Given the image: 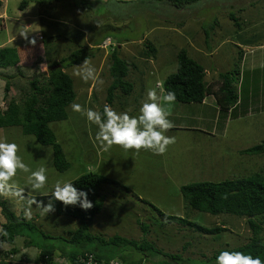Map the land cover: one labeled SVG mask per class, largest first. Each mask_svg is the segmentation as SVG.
<instances>
[{"label": "rangeland", "instance_id": "rangeland-1", "mask_svg": "<svg viewBox=\"0 0 264 264\" xmlns=\"http://www.w3.org/2000/svg\"><path fill=\"white\" fill-rule=\"evenodd\" d=\"M1 1L0 47L10 44L29 50L41 42L38 36L35 37V34L40 32L39 35H42L43 41L46 42L45 46L49 50H56L47 54V57L41 52L36 60L23 59L17 68L0 71L2 75L13 76L9 79L11 88L7 96L17 103L21 102L25 94L31 93L30 80L37 78L41 82L43 77L47 76L51 64L63 59V71L71 78L76 94L73 103L101 112L107 104L118 112L128 111L130 115L136 116L139 115V108L147 91L156 89L159 95L160 85L164 84L169 74L176 71L175 55L182 48L187 49L188 55L204 68L208 74L204 78L205 82L216 84L213 90H217V80H221V75L227 73L229 78L233 79L239 56L238 50L236 52L229 49L228 43L237 40L234 39V34L227 33L229 37L222 36L220 42L224 44L223 49L215 53L213 58L212 55L204 58L199 56L201 49L196 48L195 41L187 43V48L184 46L186 37L194 36L193 28H202L201 31L207 28L204 32L210 35L211 25L217 28L220 22L221 27L224 26L219 17L223 18L231 13L238 17L241 15L238 7L249 9V5L253 4L249 13H253L249 21L251 28L249 23L247 26L242 24L241 19L240 27L237 28L238 35L245 39L251 36L254 39L259 38L260 41L264 39V0H201L188 7L201 9L198 13L200 15H195L197 17L186 9L174 10L156 0H90L87 5H83L80 0L75 1L76 4L66 0ZM22 3L26 5L24 9L20 8ZM176 13L181 15L178 19L173 17L177 16ZM183 15L188 16L192 23L184 25L183 20L186 18ZM179 20L184 26L182 33L170 30L172 26L181 25ZM23 26H28V30L32 31L29 38H35V45L28 44L19 36L18 32ZM200 35L203 42V36ZM95 42H99L104 50L93 46ZM108 44H111L110 47ZM120 45L123 49L117 48ZM208 45H211L210 41ZM115 47L120 57L128 64L130 71L127 80L134 88L129 94L122 96L115 90L109 102L108 90L112 80L108 66L111 61L110 54ZM152 47L156 50L158 59L143 63L140 54L143 51L147 54L150 50L148 48ZM77 49L82 51L79 59L87 57L97 68L104 80L102 86L94 88L91 82L85 83L74 75L76 66L83 62L72 64L73 59H69ZM204 49H208L207 46L204 45ZM252 52L255 54L258 51ZM244 54H249V50L244 51ZM258 56L257 63L264 68V51H259ZM252 66H256L255 61H250L246 70H252ZM5 82L0 79V110H3L9 101L4 99ZM235 87L238 109L233 115L224 111H219L218 115L216 100L209 96L205 97L203 104H164L163 106L171 112L168 119L172 123L191 129L174 125L167 131L165 134L174 136L175 143L169 145L163 155L146 150L138 153L134 150L125 151L115 145L104 151L95 141L97 127L90 124L82 113L74 112L71 108L73 103L65 109L66 120L49 123V128L68 163V169L64 172L55 170L51 146L41 145L33 135H25L20 126L0 128V139L6 138L7 142L16 143L19 146L18 155L31 170L35 171L41 166L47 169V183L39 191L32 190L28 184L27 177L30 173L18 170L13 181L24 188L26 197H36L43 196V193L50 195L57 180L73 181L83 174L93 172L105 176L129 191L113 185H102L104 203L101 211L89 224L90 235L95 239L104 240L113 236L135 241L146 239L164 253L180 255L185 264H201L204 261L200 260L204 259L202 256L205 255L206 259L217 250L245 244L252 235L245 218L231 215L212 216L190 210L185 207L179 191L182 186L194 182L219 183L248 177L264 170V154L241 153L264 143V69L242 73ZM211 106L217 110H212ZM0 200L6 201L18 216L27 207V200L19 201L5 196H0ZM31 210V219L26 218L24 212L23 216L37 228L30 234L35 244L24 248V238L17 237L15 246L18 251L7 259L8 264H35L38 246L54 244L53 240L42 238L41 233L64 237L67 232L77 229L80 225L76 219L55 216L53 213L41 215L35 204L31 206ZM157 210L167 216L188 219L202 227H221L225 228V231L220 230L215 235L194 232L174 222H165ZM158 220L165 224H157ZM4 222L0 214V227ZM141 224L148 226V232L142 231ZM261 226V235L264 236V220ZM58 241L57 245H63ZM186 244L188 246L185 248ZM88 247L95 248V252L106 256L114 252L110 247L100 248L97 240L89 243ZM0 249L8 250L9 247ZM131 254L132 259L141 258L137 252ZM156 259L145 258L142 264H154Z\"/></svg>", "mask_w": 264, "mask_h": 264}, {"label": "trees", "instance_id": "trees-1", "mask_svg": "<svg viewBox=\"0 0 264 264\" xmlns=\"http://www.w3.org/2000/svg\"><path fill=\"white\" fill-rule=\"evenodd\" d=\"M66 1L76 4L75 1L77 0ZM80 1L83 5H87L88 2H90V0ZM156 1L171 5L177 9H182L199 0ZM25 6V3H22L20 8L24 9ZM1 11L2 1L0 0V14ZM244 11L246 10H239L243 15L238 17L235 16L234 13L229 14L228 18L232 21V25L239 28V21H241V19L244 25L245 23H250L249 21L253 17V13L248 14L247 11L246 14ZM235 13L237 14L236 11ZM217 28H221L220 22H218ZM210 29L213 30L216 28L211 26ZM44 36L46 37V35ZM223 36L226 37L225 33ZM206 37L208 41L210 38L208 32H206ZM239 38L242 43L248 41V43L253 41L258 43L260 41L259 38L254 39L253 37L245 39L239 36ZM38 43L37 46H32L29 50L10 44L0 47V71L17 68L23 59L27 61H32L35 58L37 59L41 52H44L45 54H43L47 57V54L49 55V53L56 51L54 48H50L49 50V48L45 46L44 43L46 42L45 40L43 41V36L41 42ZM92 45L104 50L99 42H95ZM110 45L108 47H110ZM116 49L115 47V50L110 54L111 61L108 66V73L112 80L110 91L108 90L109 102L112 100V94L115 90L119 91L122 96L124 94H129L134 88V85L127 80L130 71L128 64L120 57ZM148 50L149 52L147 51V54H145L146 51L140 54V57L144 60L143 63H147V61L151 59H156V50L153 47L148 48ZM80 54H82V51L79 49L72 53L73 57L71 56L72 58H69L73 59L72 64H79L83 61L84 58H78ZM238 56L239 60L236 63L237 70L234 71L233 79H230L227 73L221 75V80H217V90H213L216 84L214 82H205L204 68L194 61L185 49H180L175 55L177 62L176 71L169 74L165 79L163 90L164 92L174 91L176 96L175 100L183 104L200 103L205 97L212 95L220 108V113L224 111L226 113L229 112L231 115L236 114L235 112L238 109V95L235 84L240 74V63L242 58V52L240 50ZM62 60L61 62H53L51 64L47 71V76H44L41 82L37 78L29 81L31 93L28 95L25 94L20 103H17L16 100L8 98L7 96L11 88L9 79H12L13 76L0 74V79L6 81L4 86V99L9 100L5 108L0 110V128L20 126L25 135H33L41 145L51 146L53 151V166L58 172H64L68 169V163L61 147L56 141L54 133L49 128V123L66 120L67 114L65 109L71 105L76 98L72 80L67 73L63 71L64 67L62 66ZM241 153L249 155L264 154V143L243 150ZM71 182H73L77 189L88 193V199L93 203V207L89 210H83L78 205L64 206L59 201L53 200L55 206V211L52 212L53 215L76 219L79 221L80 225L77 229L67 232L64 237H52L48 234L41 233L42 238L53 240L54 244L38 246L39 251H37L34 258L35 264H83L80 260H85L86 255H92L95 261L104 263L117 260L121 264H142V260L145 258L151 259L156 257L157 259L154 264H185L180 255L164 253L146 239L135 241L127 240L120 236H113L105 240L95 239L94 236L88 233V229L94 216H96L103 207L105 196L102 193V185H113L123 189L125 187H122V185L114 180L94 172L83 174ZM125 190L129 191L127 188H125ZM179 191L186 208L212 216L231 215L238 218H245L252 233L251 238H249L245 244L235 246L234 248L217 250L211 257H206V259L205 255L202 256L204 259L200 260L204 261H202L201 264H203V262L205 264H215V258L222 250L241 251L253 257L259 256L261 260H264V236L261 235V222L264 220V170L256 172L248 177L225 180L219 183L207 181L194 182L182 186ZM35 199L46 204L52 197L50 194L48 196H36ZM22 211L24 212V210ZM23 212L20 216L16 215L6 201L0 200V214L5 220L0 228L5 229L7 232V236L0 234V241H6L7 247H9L8 250L0 249V264H8L7 259L17 254L18 249L15 246V239L17 237L24 238V248L32 247L35 244L30 234L37 228L31 221H26L24 219ZM156 212L165 222H174L194 232L215 235L219 233L220 230L225 231V228H206L192 223L185 218L172 215L167 216L159 210ZM158 223L162 225L165 224L163 222L161 223L159 220L157 221V224ZM141 227L144 233L148 232V226L141 224ZM58 240L63 243V245H57L56 242ZM94 240L98 241L100 248L110 247L114 249V252L112 254L110 253V256L95 252V248L88 247V244ZM187 246L188 244L185 245V248ZM134 252H137L141 258L138 260L132 259L131 253L134 254ZM123 253H125V255ZM128 255H130L129 258H127Z\"/></svg>", "mask_w": 264, "mask_h": 264}, {"label": "clouds", "instance_id": "clouds-1", "mask_svg": "<svg viewBox=\"0 0 264 264\" xmlns=\"http://www.w3.org/2000/svg\"><path fill=\"white\" fill-rule=\"evenodd\" d=\"M30 33L32 31L28 30V26L21 27L18 32L19 36L28 44L35 45V38H29ZM39 34L41 33L35 34V37L38 36L41 41L42 35ZM74 75L85 83L91 82L94 88L104 84L99 71L87 57L80 65L76 66ZM160 90L159 95L156 89L147 91L139 108V115L136 116L130 115L128 111L118 112L107 104L103 106L102 112L93 108H84L79 103H73L71 108L74 112L85 115L87 121L97 127L95 141L104 151L115 145L125 151L134 150L138 153L141 150H146L163 155L168 146L175 143L174 136L170 137L165 134L174 127V124L168 119L171 115L170 110L163 105L173 104L176 96L174 91L164 92L162 84ZM18 152L19 146L16 143L7 142L6 138L0 139V196L15 198L19 201L27 200V207L24 209L26 218L31 219L33 204L40 209L41 215L54 212L53 200L59 201L64 206L78 205L83 210L93 207V203L88 199V193L77 189L71 181L57 180L51 191L52 199L47 204L37 201L35 196L26 197L24 188L13 181L17 171L30 173L27 177L28 184L32 190L39 191L47 183V169L41 166L35 171L31 170L23 162ZM48 194L43 193V195ZM0 234L7 236V232L3 228H0ZM6 246V241H0V248ZM215 264H264V260H261L259 256L253 257L241 251L222 250L216 256Z\"/></svg>", "mask_w": 264, "mask_h": 264}, {"label": "crops", "instance_id": "crops-1", "mask_svg": "<svg viewBox=\"0 0 264 264\" xmlns=\"http://www.w3.org/2000/svg\"><path fill=\"white\" fill-rule=\"evenodd\" d=\"M199 1H201V0H199ZM199 1H197L198 3H199ZM195 3V2H194ZM193 4V3H192ZM191 5V4H190ZM190 5H188V6H186V7H184V8H182V9H186L190 14H192L193 16H195L196 14H198L199 13V11L201 10V9H196L195 7H191V8H188ZM171 8H173L174 10L176 9V10H181V9H177V8H175V7H172L171 5H169ZM250 7H249V10H248V7H238V9L239 10H246V11H244V13H246L247 11V13L249 14V12L250 11H252L251 9H252V6H253V4H250L249 5ZM195 9V10H194ZM193 11H195V12H193ZM246 13V14H247ZM176 15L177 16H173L174 18H176V19H178V16H181L180 14H177L176 13ZM200 14H198L197 16H199ZM241 15H243L242 13H241ZM197 16H195V17H197ZM183 17L184 18H186L185 19V21L183 20V22H184V25L185 24H187V23H192V21H190V20H188V16H186V15H183ZM223 18L225 19V20H223ZM219 17V19H220V21L222 22L223 21V23H224V26L222 25V29L221 28H216V29H213V30H211V34H210V38L208 39V41H210L211 42V45H208V41H207V37H206V33L204 32L205 31V28H204V31H201V29L202 28H193V30H194V36L193 35H189V36H187L186 37V43L184 44V46L187 48V43H189L191 40H193V41H195V46H196V48H200L201 50H199V56L200 57H204V58H207L208 56H210L211 57V55H212V58H213V56L215 55V53H218L220 50H221V48L222 47H224V44H222L221 42H220V40L222 39V34H224L225 33V35L227 36V37H229L228 36V34L227 33H234V39L235 38H237V40L236 41H230L228 44L230 45L229 47V49H232V51L234 50V51H236L237 52V50H238V52H239V50L242 52V59H241V63H240V76H239V79L241 78V76H242V73H244V72H246V71H248V72H255V71H260V70H263L264 68H261L259 65H261V64H258L257 63V58L259 57L258 56V52L259 51H264V39L262 40V41H259L258 43L256 42H250V43H248V42H246V43H242L239 39V35H238V33H239V31H237V27L235 26V25H232V21H230L229 20V18H228V16H225V17ZM200 19H202L203 20V18L202 17H200ZM204 21V20H203ZM213 21V20H212ZM183 22H180V20H179V23L181 24L179 27H176V26H172V28H169L170 30H178V32L179 33H182V30L184 29V28H182V26H183ZM247 24L248 23H245V26H247ZM258 25V24H257ZM211 26H213V25H211ZM251 26V24L249 23V28H251L250 27ZM184 27V26H183ZM224 27V28H223ZM207 29V28H206ZM220 29H221V32H222V34L220 33ZM239 30V29H238ZM201 31V32H200ZM237 31V32H236ZM227 32V33H226ZM236 32V33H235ZM246 32H248L247 30H246ZM38 33H40V32H37L36 34H38ZM200 34H202V36H203V42H202V37H201V35ZM251 37H253V36H251ZM232 39V38H231ZM8 41V40H7ZM205 46H207V48L208 49H204V45ZM120 47H122L121 45L120 46H117V48H120ZM122 49H123V47H122ZM182 49H185V48H182ZM223 49V48H222ZM248 50H249V54H244L243 55V53H244V51L245 52H248ZM186 51H187V49H186ZM252 51H258V52H256L255 54H253V52ZM188 52V51H187ZM238 52H237V55H238ZM189 54V53H188ZM157 55L158 54H156V59H158V57H157ZM191 56V55H190ZM233 56V55H232ZM232 56H228V57H232ZM228 59H230V58H228ZM152 60V59H151ZM255 61V65L256 66H252V70H246V65L247 64H249V62L251 61L252 63H253V61ZM197 62V61H196ZM257 66H258V69H256L257 68ZM206 75H208L207 73H206ZM210 75V74H209ZM209 97L210 98H212V99H214V96H212V95H209ZM204 100H205V98H204ZM204 100L202 101V102H200V104H203L204 103ZM173 104H183V103H180V102H178V101H176L175 100V102L173 103ZM188 104V103H187ZM190 104H192V103H190ZM216 106L218 107V105L216 104ZM211 108H212V110H217V109H215L213 106H211ZM229 113V112H228ZM218 115H220L219 114V107H218V113H217ZM203 122H206V121H203ZM174 125H176V126H180L181 128L182 127H184V128H186V129H191L190 127H185V126H183V125H177V123H173ZM183 129V128H182ZM38 197L40 196V195H37ZM20 251V250H19ZM23 254V253H22Z\"/></svg>", "mask_w": 264, "mask_h": 264}, {"label": "built area", "instance_id": "built-area-1", "mask_svg": "<svg viewBox=\"0 0 264 264\" xmlns=\"http://www.w3.org/2000/svg\"><path fill=\"white\" fill-rule=\"evenodd\" d=\"M41 38V37H40ZM81 263L83 264H121L119 261L117 260H111L107 263H104V262H97L94 260L93 256L92 255H86V258L85 260L84 259H81L80 260Z\"/></svg>", "mask_w": 264, "mask_h": 264}]
</instances>
